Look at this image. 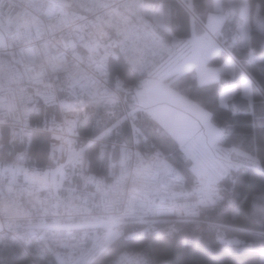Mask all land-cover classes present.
Returning a JSON list of instances; mask_svg holds the SVG:
<instances>
[{
    "label": "built area",
    "instance_id": "2783aa9c",
    "mask_svg": "<svg viewBox=\"0 0 264 264\" xmlns=\"http://www.w3.org/2000/svg\"><path fill=\"white\" fill-rule=\"evenodd\" d=\"M66 1L0 0V141L22 143L41 130L31 122L39 105L58 115V128L44 130L67 141L65 124L75 129L82 111L59 95L60 82L85 98L115 95L124 107L110 61L146 75L169 50L145 0ZM91 139L117 155L88 185L9 183L0 174V248L15 242L30 264H88L121 225H139L124 235L137 238L149 221L197 216L220 195L133 138ZM107 264L154 263L148 252L122 250Z\"/></svg>",
    "mask_w": 264,
    "mask_h": 264
},
{
    "label": "trees",
    "instance_id": "16d2710c",
    "mask_svg": "<svg viewBox=\"0 0 264 264\" xmlns=\"http://www.w3.org/2000/svg\"><path fill=\"white\" fill-rule=\"evenodd\" d=\"M145 3L147 7L162 5L168 32L158 31L163 33L169 49L172 36H189L192 23L199 26L210 9L230 16L235 11L238 13V23L229 20L221 26L218 32L220 48L207 60L220 65L228 56L232 57L236 65L231 74L221 71L218 78L199 83L190 68L166 80L207 108L216 124L226 127L224 143L246 151L258 163L256 166L239 164L223 170L219 166L220 172L215 177V184L222 193L219 201L202 203L199 214L194 217L149 221L144 234L137 238L124 235L139 225H121L120 233L88 264H107L122 250L148 252L154 264H264V0H242L236 9L226 0H145ZM109 75L112 82H122L119 90L124 107L115 95L112 101L107 99L109 95L85 98L64 83L59 84V95L71 100L82 111L75 130L79 142L85 143L81 152L82 173L74 167L70 177H61V182L88 185L93 177L104 174L109 150L100 152L91 138L119 142H129L133 138L137 146L167 157L188 181L194 179L191 170L173 151L175 143L169 136L152 141L133 128L127 109L133 105L134 87L140 86L138 83L145 74L132 71L117 58L110 61ZM241 75L250 80V96L243 95L240 90ZM232 84L234 92L225 105L220 104L221 88ZM31 122L41 130L33 131L31 138L22 143H9L3 137L0 158H10L22 148L24 161L30 168L53 167L58 157L51 146L52 135L44 129L58 128L56 109L39 105L32 113ZM62 167L69 170L66 162ZM12 243L0 248V264H30L18 245Z\"/></svg>",
    "mask_w": 264,
    "mask_h": 264
},
{
    "label": "rangeland",
    "instance_id": "374dc122",
    "mask_svg": "<svg viewBox=\"0 0 264 264\" xmlns=\"http://www.w3.org/2000/svg\"><path fill=\"white\" fill-rule=\"evenodd\" d=\"M226 1L235 9L242 2ZM148 11L156 17L157 29L168 32L162 17V5L159 3L155 7H148ZM229 20L238 23V13L235 11L230 16L223 11L210 9L200 20L199 26L195 22L192 23L189 36H172L170 49L146 72L143 80L145 85L134 87L131 97L133 105L127 109L135 132H141L152 141L164 139L165 135L169 136L175 143L173 151L191 170L194 179L207 189L220 190L215 184V177L220 172L219 166L223 170L239 164L256 166L258 162L254 156L239 147L224 143L226 127L216 124L207 108L191 100L166 78L190 68L199 83L218 78L221 71L231 74L233 66L236 65L232 57L228 56L220 65L207 61L219 50L218 32ZM234 90V84L224 85L219 92V103L225 105ZM240 90L243 95L250 96L251 83L245 75H241ZM107 99L112 101V95ZM65 130L70 135L67 141L60 142L52 136L51 146L58 157L53 167L44 170L30 168L24 161V151L20 148L12 157L0 158V174H5L9 183L28 181L55 184L61 182V177H70L74 167H78L82 173L81 152L85 143L79 142L77 131L68 123L65 124ZM108 153L110 157L115 158L117 148L109 149ZM65 162L68 163L69 170L63 169L62 163ZM221 196L220 192L214 202L219 201Z\"/></svg>",
    "mask_w": 264,
    "mask_h": 264
},
{
    "label": "water",
    "instance_id": "95a60500",
    "mask_svg": "<svg viewBox=\"0 0 264 264\" xmlns=\"http://www.w3.org/2000/svg\"><path fill=\"white\" fill-rule=\"evenodd\" d=\"M59 2L63 3V4H67V1L66 0H58Z\"/></svg>",
    "mask_w": 264,
    "mask_h": 264
}]
</instances>
